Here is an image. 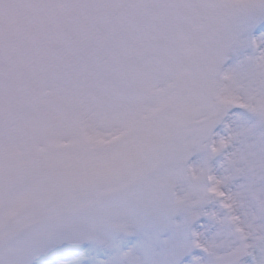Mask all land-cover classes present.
<instances>
[{"label": "snow or ice", "instance_id": "1", "mask_svg": "<svg viewBox=\"0 0 264 264\" xmlns=\"http://www.w3.org/2000/svg\"><path fill=\"white\" fill-rule=\"evenodd\" d=\"M0 264H264V0H0Z\"/></svg>", "mask_w": 264, "mask_h": 264}]
</instances>
